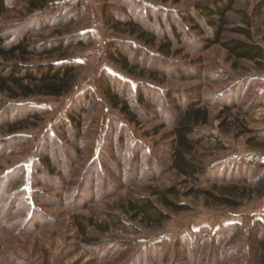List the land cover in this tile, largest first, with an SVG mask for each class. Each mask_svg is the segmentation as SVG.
<instances>
[{
  "label": "rangeland",
  "instance_id": "obj_1",
  "mask_svg": "<svg viewBox=\"0 0 264 264\" xmlns=\"http://www.w3.org/2000/svg\"><path fill=\"white\" fill-rule=\"evenodd\" d=\"M13 1L9 11L0 18L1 30L13 31L16 24L28 21L26 27L31 28L29 34L38 48L26 64L35 68L72 56L80 68L73 88L60 97L36 95L12 100L0 94V125L13 116L22 117L30 112L39 116L31 120L35 125L13 134L0 129V145L6 140V152L0 153V264H256L247 254L246 238L255 221H264V195L255 193L245 197L236 208L207 204L203 196H186L184 192L191 185L168 166L163 152L172 140L169 118L176 109L192 99L206 106L210 118L202 129L220 139L225 149H219L209 139L197 143L195 161L209 167L197 187L229 195L231 180L242 179L244 173L250 175V171H244L247 166L235 163V159L258 156L264 162V62L260 69L246 60L233 66L220 44L204 48L210 29L203 19L200 23L208 31L207 35L192 29V24L185 21L182 25L186 31L179 27L183 43H174L168 55L161 54L157 48L161 37L154 45L146 44L124 29H114L109 21L112 12L118 20L131 18L144 23L159 36L162 31L171 35L170 25L176 22L180 26L178 15L191 11L196 16L197 4L212 0H135L138 3L135 12L126 8L125 3H132L131 0H81L77 16L71 19L65 16L62 22L55 20L54 23L52 17H43L42 23L48 24L45 27L29 20L23 2L14 7ZM228 18L231 25H248L253 39L264 47V0H235ZM60 28L62 40L68 43L79 34L84 45L70 47L66 56L42 55L43 46L57 41ZM229 37L243 38L225 31L223 38ZM111 44L143 66V75L130 74L110 61L108 54L114 50ZM129 44L147 51L153 60L130 49ZM97 49L103 50L98 63ZM89 52L93 53L92 57L87 56ZM154 56L161 60L155 61ZM147 68L158 70L156 79L148 77ZM107 81L117 82L119 86L115 83V87L123 98L133 109H140L137 125L129 122L104 97L102 86ZM244 82L249 83L248 87ZM139 86L151 88L145 90L141 106L134 99ZM243 90L245 94L238 97L237 93L242 94ZM87 91L98 105L96 111L83 115L84 132L79 135L70 126L67 131L61 130L68 123L65 114L79 107V96ZM221 103L236 106L225 119L217 117ZM13 105L18 111L12 110ZM222 120L227 124L225 132L219 128ZM114 128L123 135L127 131V141L125 138L122 145ZM13 135L22 138L9 143ZM194 139L202 137L195 134ZM134 143L137 149L144 147L150 156L140 154L135 158L136 163L133 162ZM75 149L79 154L76 159L72 154ZM44 153L52 157L57 167L54 178L37 173L40 154ZM70 159L72 170L64 177ZM218 164L227 170L240 169L227 174L232 179H225L218 177L223 170L218 169ZM96 170L102 178L95 174ZM263 173L264 168L257 174ZM170 186L178 187L180 192L173 200L189 209L171 212V217L161 224L131 219L118 208L128 199L149 197L156 201L154 192ZM117 218L125 226H116ZM77 219L89 226V234L99 240L98 244L82 242L75 225ZM106 222L110 223L109 230L99 232V226ZM235 224L239 225V231L229 233V241L222 248L223 254L226 253L223 258L214 256L208 242L196 260L190 261L187 256L192 252L182 250L179 245V239L195 231L201 230L211 238L217 236L221 227ZM152 242L163 243L167 260L154 261L155 254L147 255V261L137 257V250Z\"/></svg>",
  "mask_w": 264,
  "mask_h": 264
},
{
  "label": "trees",
  "instance_id": "obj_2",
  "mask_svg": "<svg viewBox=\"0 0 264 264\" xmlns=\"http://www.w3.org/2000/svg\"><path fill=\"white\" fill-rule=\"evenodd\" d=\"M131 1L133 2L125 3L126 8L135 12L134 9L137 8L138 3H135V0ZM13 2L14 7L23 2L25 5V12L29 20L43 24V27L48 26V24L42 23L43 17H52V23H54L55 20L62 22L65 16H70L69 19L73 16L75 17V15L77 16L81 11L80 5H82L81 0H14ZM234 2L235 0H212L210 2L208 1L197 4L195 11L198 14L196 16H194L191 11L178 15L180 19L178 20V22L180 21V26H178V23L176 22L170 25L171 35H169L166 31H162V35L159 36V34L147 28L144 23L131 18L125 21L118 20L112 12L109 21L114 29H124L146 44L154 45L156 40L161 37L160 43L157 44V48L161 54L168 55L170 54L174 43H183L181 38L182 32L179 31V27L183 28L185 32L186 30L182 25L185 21H189L192 24V29H196L200 34L207 35L208 31H206L200 23V20L203 19L206 27L210 29L209 37L207 36L206 40H204V48H207L212 44H220L226 50L228 60H232L233 66H236L241 60H246L253 62L255 66L260 69L263 67L264 62V47L253 39L252 31L248 25H231L232 22L228 18V13L232 11ZM10 3L11 0H0V18L9 11ZM104 11L106 12V10ZM202 11H205L206 15H203ZM27 22L28 21L24 20L23 22L16 24L15 27H13L12 24V27L15 28L13 31H2L0 25V94L12 100L36 95L46 97H60L65 95L77 82L80 64L74 61V57L69 56L65 58L64 61L62 60L58 63L51 62L46 66H39L35 68L28 66L26 64L28 61L27 59L36 53L38 46H34L33 44V38L29 34L31 28L26 27ZM162 25H164V23H162ZM225 31L238 34L243 38H223V33ZM57 34L59 37L58 39L56 38L57 41H55L54 44L43 46L42 55L52 56L57 54L58 56H66L70 47L74 45L82 47L84 45V42H82L83 40H80L79 34H77V37L70 40L68 43L66 40L61 39V35L63 34L62 28L57 30ZM111 47H113L114 50L110 51L108 54L110 61L117 64L121 69L130 74L143 75V72L141 71L142 69H145L143 66H139L134 63L132 59L117 48L115 44H111ZM128 47L134 51H139L147 58L152 59L150 57L151 55H149L147 51L133 47L130 44ZM153 58L155 61L161 60L158 56H154ZM147 70V73L149 74L148 77L156 79L157 74H159L158 70H151L149 68H147ZM115 83L119 86L117 82ZM115 83L107 81V83L102 86V93L104 97L107 99L109 104L122 113L129 122L137 125L141 115L139 112L140 109H133L130 106L129 101L126 98H123L122 92H119L116 89ZM244 83L247 84L246 82ZM242 84L238 86H242ZM248 85L249 83L246 86L248 87ZM122 87H124V85H122ZM150 89L151 88L148 86H139V88H137V91L134 94V99L139 106L144 104L145 90L149 91ZM244 94V90L242 94L239 91L237 96L240 97ZM79 98V107L70 110L67 114H65L66 120L69 124H63L61 130L67 131L69 126L74 127L77 134L80 135L85 130L84 124H82L83 115L90 110L93 112L96 111L98 103L95 102V99L90 91L84 92L79 96ZM220 102L221 101H219V103ZM220 105L222 106V109L220 114L217 116L218 119H225L224 116L229 115L232 109L236 107L235 105L225 103H221ZM15 107L18 108L13 105L12 110L18 111ZM146 109L148 110V107H146ZM209 118L208 108L200 105L193 99L183 102V104L177 108L173 115L169 118V125L171 127L170 136L172 137V140L167 145V150L163 152V156L169 161L168 166L175 170L177 174L182 175L185 183L191 185L188 190L184 192L185 195L203 196L204 201L207 204L227 206L231 208L240 206L242 199L250 197L252 194L256 193L258 196L264 195V173L260 176L257 174L258 171L264 168V162L261 161L258 156L254 159H247L245 157L235 159V163L238 162L239 165L241 164L242 166H247L244 171H250V175L249 177L245 176L243 171L242 173H244V177L242 179L240 177L238 179L231 180L233 183L229 188V195L216 194L212 191L197 187V185L203 182L209 169V167L203 166L195 161V147L197 146V143H200L203 139H209L219 149H225V145L220 139L203 131L202 127L208 124ZM33 119H39L36 112H30L26 116L22 117L13 116L10 121L3 122V125H0V129H4L10 134H13L29 126L35 125L31 122ZM224 123V120L219 123V128L222 132H225L224 126L227 125ZM121 126L124 128L123 125ZM114 132L118 137L119 145L120 143L121 145L122 143H125L124 139L126 138L125 135L127 134V131L125 135H123L120 130L117 131L115 129ZM195 134H200L202 139H194ZM21 138L22 137L13 135L9 138V143L10 141L19 142ZM4 141L6 140L1 142L2 146L0 145V153L3 151L6 152L4 149L6 148ZM133 146H135V149L134 147L132 148L134 149V153H132V159L134 160L130 159V157H123L124 159H130L136 163L135 158L138 159L140 154L146 157L150 156L149 152H147L144 147L138 146L140 148L137 149L136 143H134ZM64 151H67V147H64ZM72 154H74V159H76L79 155L78 150L75 149ZM38 162L39 167L36 169L38 174L51 176L53 178L55 177L57 167L48 153L40 154ZM72 163L71 159L68 160V167L67 170L64 171V177L69 175L72 170ZM129 165H131V163H129L128 166ZM92 167L102 171V169L98 168L97 165H92ZM221 167L223 170L221 175L219 174L220 176L218 177L225 179H232L233 177L230 175L227 177V174H231L232 172L240 169L236 168L235 170V168H232L231 170H227L226 168H223L225 166L221 164L219 165V168L216 165V168L218 169ZM100 171L97 172L96 170L95 174L99 178H102ZM83 186L84 185H82L81 192L84 191ZM179 193L178 187L170 186L164 188L163 190L154 192L157 196L156 201L149 197L128 199L127 201L121 202L118 205V208L131 219H140V221L147 224H161L171 217V212L176 213L189 209V206L179 204L173 200L172 197H177ZM114 223L116 226H125L124 222L120 220V218L115 219ZM75 225L82 235L81 239L84 244L93 245L99 243L98 239L93 238V236L89 234L90 229L87 224L77 219L75 221ZM109 226V222H106L103 226H99V232H107L109 230ZM239 228L238 224L221 227L216 232L217 236L211 238L201 230L195 231L193 235L179 239V245L182 250L184 249V251L188 252L189 250L192 252L189 256H187L190 261L196 260L198 252L201 251L202 246L208 242H210L209 245H212L215 257H225L226 253L223 254L222 248H224L225 243L229 241V233L232 231L237 232L239 231ZM246 240L247 254L250 255L252 261H255L256 264H264V221L257 220L254 222L249 230ZM136 254L137 257L146 261L148 260L146 257L149 254H155L156 257L154 258V261L159 259L167 260L164 245L163 243L158 242L148 243L147 245L140 247ZM214 264H218V262H214Z\"/></svg>",
  "mask_w": 264,
  "mask_h": 264
},
{
  "label": "built area",
  "instance_id": "obj_3",
  "mask_svg": "<svg viewBox=\"0 0 264 264\" xmlns=\"http://www.w3.org/2000/svg\"><path fill=\"white\" fill-rule=\"evenodd\" d=\"M96 52H97L96 62L98 63V62H99V59H100V57H101V55H102V53H103V50H99V49H97ZM92 55H93V53H90V52H89L87 56L92 57Z\"/></svg>",
  "mask_w": 264,
  "mask_h": 264
}]
</instances>
